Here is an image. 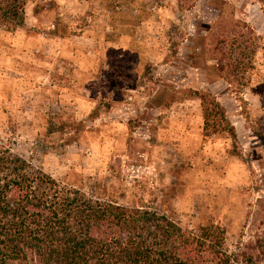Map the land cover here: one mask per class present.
Returning <instances> with one entry per match:
<instances>
[{"label":"rangeland","instance_id":"1","mask_svg":"<svg viewBox=\"0 0 264 264\" xmlns=\"http://www.w3.org/2000/svg\"><path fill=\"white\" fill-rule=\"evenodd\" d=\"M23 19L0 12L2 144L89 195L217 225L230 253L258 233L264 0H30ZM219 35L245 80L220 78ZM198 92L226 112L216 134Z\"/></svg>","mask_w":264,"mask_h":264},{"label":"trees","instance_id":"2","mask_svg":"<svg viewBox=\"0 0 264 264\" xmlns=\"http://www.w3.org/2000/svg\"><path fill=\"white\" fill-rule=\"evenodd\" d=\"M29 2L2 0L0 12L23 26ZM220 39L212 50L221 56L213 58L220 78L234 82L241 74L245 80L248 71L240 59L230 62L223 54L228 44ZM198 99L207 129L216 134L229 124L211 94L199 93ZM0 264H264V220L250 241H240L230 253L217 225L184 230L150 208L89 195L59 183L0 142Z\"/></svg>","mask_w":264,"mask_h":264}]
</instances>
